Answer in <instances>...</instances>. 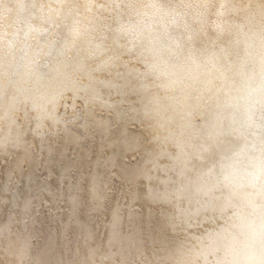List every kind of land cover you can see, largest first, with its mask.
Wrapping results in <instances>:
<instances>
[{"label":"bare ground","instance_id":"1","mask_svg":"<svg viewBox=\"0 0 264 264\" xmlns=\"http://www.w3.org/2000/svg\"><path fill=\"white\" fill-rule=\"evenodd\" d=\"M80 1L0 0V264H264V0Z\"/></svg>","mask_w":264,"mask_h":264},{"label":"rangeland","instance_id":"2","mask_svg":"<svg viewBox=\"0 0 264 264\" xmlns=\"http://www.w3.org/2000/svg\"><path fill=\"white\" fill-rule=\"evenodd\" d=\"M94 1L95 0H86V2L80 1V3L82 4L85 3V10H87L88 7L92 3H94ZM140 1L145 4L148 2V0H140ZM78 11H79V4H77L75 1L72 21L75 20V16L78 14ZM134 16H135V11H134ZM14 17H15L16 22L11 21L8 23L10 25L14 23V27L18 25L15 38L8 46V49L3 50V52L0 55V69H1L0 75L4 82L19 81L23 77V75H24V78L26 79L34 78V73H38L37 72L38 67L36 66L35 62L31 61L28 66H24L22 64L25 53L27 54L30 50V41H27L24 33L22 32V29L19 27L21 21H17V20L22 19L23 17L21 16L19 17L14 16ZM12 33L13 31L11 29V34ZM232 54H233L232 59L229 62L224 63L223 65L219 67H215V68H218L217 70L218 72L221 69H227L228 72L233 75H230L229 78H224V81L227 83L237 84V83H240L242 80H244L245 75L240 74V72H238L237 66L239 65V63H237V61L234 59L236 52H233ZM231 69L237 71V73L231 72L230 71ZM245 73L248 74L249 72L246 70ZM10 89H13V86H10Z\"/></svg>","mask_w":264,"mask_h":264},{"label":"flooded vegetation","instance_id":"3","mask_svg":"<svg viewBox=\"0 0 264 264\" xmlns=\"http://www.w3.org/2000/svg\"><path fill=\"white\" fill-rule=\"evenodd\" d=\"M100 0H98L97 2H99ZM96 2V3H97ZM95 3V4H96ZM65 4V3H64ZM64 4H55L54 6H55V8H56V10H57V12H58V14H60V10H61V8L63 7V5ZM95 4H93V6L95 5ZM91 6H92V4H91ZM90 6V7H91ZM92 11V10H91ZM85 13H86V15H89V13L90 12H88V11H86L85 10ZM134 16L132 15V14H128V15H126V19H131V18H133ZM73 22H75V20L73 21ZM11 28H12V25H10L8 22H7V30H5L4 31V34L2 35V40H0V49H1V43L3 44V48H2V52H3V50H7L8 49V46L10 45V43L14 40V38H15V35H13V33L11 34ZM10 34V35H9ZM84 39H85V41L87 40V34H85V37H84ZM33 42H31V40H30V50H29V52L27 53V55H28V57H29V59H31V56H32V52H33ZM48 45H49V43H44V47H45V50H44V55L46 54V52L49 50V47H48ZM44 55H43V58H42V61H43V59H44ZM35 56V55H34ZM33 60H34V58H33ZM32 60V61H33ZM37 65H38V67H40V65H41V60L38 58V60H37ZM39 69V68H38ZM37 72H38V70H37ZM93 100V99H92ZM94 101V100H93ZM98 112H103V109H99V111Z\"/></svg>","mask_w":264,"mask_h":264}]
</instances>
